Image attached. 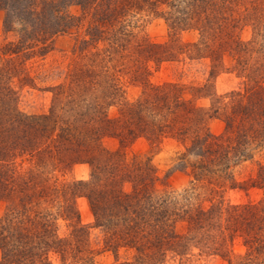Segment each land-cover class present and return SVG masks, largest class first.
<instances>
[{
	"label": "trees",
	"instance_id": "trees-1",
	"mask_svg": "<svg viewBox=\"0 0 264 264\" xmlns=\"http://www.w3.org/2000/svg\"><path fill=\"white\" fill-rule=\"evenodd\" d=\"M0 10L6 38L14 34L0 40L4 264H96L98 252L111 253V264H264V197L227 199L264 192V162L246 181L235 175L264 155V0H0ZM154 19L167 26L163 43L146 31ZM190 31L198 39L186 43ZM60 36L73 37L75 58L50 88L48 112L27 114L16 86L30 85V64ZM183 59L209 60L203 87L153 81L164 62ZM228 72L244 88L218 95L212 82ZM128 85L141 88L137 98L128 99ZM189 94L209 97L210 108ZM213 119L223 133L211 132ZM140 138L157 150L166 140L182 147L175 161L190 176L186 189L173 191L152 157L129 156ZM79 164L90 167L88 180L68 178ZM82 197L92 225L82 223ZM92 229L102 232L101 251Z\"/></svg>",
	"mask_w": 264,
	"mask_h": 264
},
{
	"label": "rangeland",
	"instance_id": "rangeland-1",
	"mask_svg": "<svg viewBox=\"0 0 264 264\" xmlns=\"http://www.w3.org/2000/svg\"><path fill=\"white\" fill-rule=\"evenodd\" d=\"M70 12L73 15L79 14V9L72 7ZM4 18L5 12L0 10V40H12L14 34L7 35L4 33ZM146 31L150 39L155 43H163L167 39V26L162 20L154 19L147 24ZM252 32L250 29H245L242 37L245 40H250ZM6 38V39H5ZM183 41L186 43H193L198 39V33L195 31L186 32L182 35ZM75 40L71 36H60L56 39L54 50L41 62L36 59L33 64H30L29 72L32 76L30 85L19 83L16 86L18 91L19 106L27 114H43L48 112L52 102V94L49 92L50 88L58 85L65 77L66 71L74 59ZM211 70L209 60L192 61L183 59L182 61L164 62L159 71L156 73L153 81L157 84L165 82H175L186 86H201L208 81L209 72ZM214 92L218 95H225L233 90L244 88V80L234 73H222L213 80ZM127 97L129 100L137 98L141 93V88L135 85H128L126 88ZM198 105L204 108H210L211 99L209 97L192 96ZM115 111H113L114 113ZM225 124L221 119H213L210 123V130L213 134L219 135L223 133ZM105 145L109 149L117 148L118 142L108 139ZM182 150L174 141L166 140L157 150L153 148L150 142L144 138L137 139L128 148L129 156L141 155L152 157L153 163L158 170L162 179L168 176L169 187L178 193L186 189L190 184V176L187 172L181 171L177 166L176 157L177 153ZM264 162V155H258L254 161L242 164L237 171L236 177L239 181H246L255 175L258 164ZM90 167L85 164H79L74 167L71 174L68 175L69 179L75 180H88L90 177ZM264 197V192L251 189V190H232L227 194V199L233 204H245L249 202L260 201ZM78 207L81 213V220L84 225H92L94 222L89 203L87 199L80 198L78 200ZM6 209V204L0 201V216L3 215ZM60 234L64 235L67 228L62 223ZM91 238L96 249L101 251L103 249V235L100 229H92ZM238 251L240 249L238 248ZM96 257V264H111L114 262V256L109 252L100 253ZM122 259L127 256L123 254ZM54 258V257H53ZM54 260V259H53ZM0 264L2 262L0 253ZM198 264H222L210 260L199 261Z\"/></svg>",
	"mask_w": 264,
	"mask_h": 264
}]
</instances>
